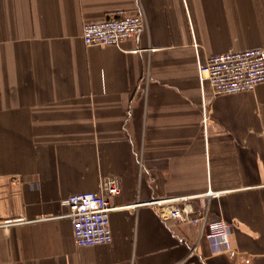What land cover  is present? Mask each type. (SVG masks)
Segmentation results:
<instances>
[{
	"label": "crops",
	"instance_id": "0c3cea01",
	"mask_svg": "<svg viewBox=\"0 0 264 264\" xmlns=\"http://www.w3.org/2000/svg\"><path fill=\"white\" fill-rule=\"evenodd\" d=\"M135 12L138 37L85 44L86 21ZM250 47L264 0H0V264H264V82L198 74ZM108 176L113 240L79 246L63 201ZM178 205L231 222L232 251L162 215Z\"/></svg>",
	"mask_w": 264,
	"mask_h": 264
},
{
	"label": "built area",
	"instance_id": "2783aa9c",
	"mask_svg": "<svg viewBox=\"0 0 264 264\" xmlns=\"http://www.w3.org/2000/svg\"><path fill=\"white\" fill-rule=\"evenodd\" d=\"M147 29V20L142 12L109 16L101 20L86 21L83 39L89 46H117L125 40L136 38ZM199 79L208 83L215 95L234 94L254 89L264 82V48L250 47L241 50L229 49L212 54L206 62H199ZM122 191L121 179L108 176L101 179L99 191L74 193L63 202L69 207L75 243L92 246L110 243L111 199ZM190 206H170L162 215L200 228V237L209 241L214 254L232 251L233 226L224 218L208 219V210L193 217ZM16 221V220H15ZM12 220L0 221V226L12 224ZM197 250L194 245L193 254Z\"/></svg>",
	"mask_w": 264,
	"mask_h": 264
}]
</instances>
